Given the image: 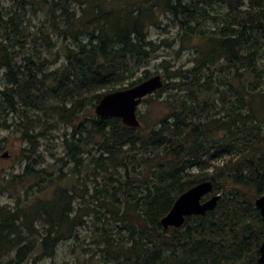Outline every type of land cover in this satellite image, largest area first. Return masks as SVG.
I'll return each instance as SVG.
<instances>
[{
  "label": "trees",
  "instance_id": "1",
  "mask_svg": "<svg viewBox=\"0 0 264 264\" xmlns=\"http://www.w3.org/2000/svg\"><path fill=\"white\" fill-rule=\"evenodd\" d=\"M99 1L16 0L12 14L0 9V109L22 113L28 143L23 173L0 183V193L17 196L0 208V264L53 259L86 229L89 240L74 246L80 254L61 264H260L264 0H137L117 9ZM157 11L185 40L204 42L192 68L178 71L167 112L152 128L82 119L106 94L157 75L138 76L159 51L148 34ZM40 13L45 20L34 24ZM170 87L164 81L154 94ZM59 124L72 129L63 139L70 190L59 186L63 168L57 178L40 168L35 145ZM204 182L214 186L206 198L221 195L216 208L164 229L178 197Z\"/></svg>",
  "mask_w": 264,
  "mask_h": 264
},
{
  "label": "rangeland",
  "instance_id": "2",
  "mask_svg": "<svg viewBox=\"0 0 264 264\" xmlns=\"http://www.w3.org/2000/svg\"><path fill=\"white\" fill-rule=\"evenodd\" d=\"M16 0H0V9L3 13L9 14L13 13L15 10ZM137 0H100L99 2L104 4L105 8H125L131 2ZM45 16L40 13L38 18H33V23L39 25ZM149 41H152L157 45L159 51L152 54V59L149 61L146 67L142 68L138 73L148 70L151 74L161 75L166 83L171 85L170 89L163 93L161 97L156 96V94L148 96L139 106L137 115L143 128H152L157 125L159 120L163 117L164 113L167 112L166 104L164 102L170 97V94H177L178 87L174 84L178 83L179 80L176 79V75L179 70H189L194 65V57L197 56L196 48L202 46L204 42L198 38H193L190 40H185L180 28L173 22L170 15H166L162 12L157 11L156 17L153 23H149L148 27ZM58 39L54 37V41ZM185 40V41H184ZM57 51L54 49L53 52ZM26 52V49L23 50ZM52 52V53H53ZM44 55V53H43ZM53 55V54H50ZM62 62V60H60ZM216 68H212L215 70ZM2 82H4L3 74L0 75ZM264 88V85H263ZM210 94H206L205 98H208ZM258 108L262 106V102H257ZM96 108V107H95ZM95 108H89L81 118L84 119L88 116L95 115ZM1 116L5 120L0 121V183L3 181L5 176L7 179L11 178L13 175H21L25 168V161L22 157V150L28 148V143L24 140L23 133L26 131V124L22 123L20 117L22 113L8 114L5 116L3 112H8L1 110ZM1 118V117H0ZM72 129L66 124H59L56 128H50L45 131V136L39 138L35 145L40 148V152L45 158V163L40 165V168H45L49 173L55 172L54 178H57L58 171L63 168V174L65 179L59 183L62 188H72L74 183V178L68 176L70 166L63 167L66 161L65 152L63 148V139L65 134L70 132ZM59 160V163H58ZM62 160V161H60ZM62 174V175H63ZM61 175V176H62ZM48 180L53 177L44 175ZM42 185H47L42 183ZM1 188V187H0ZM26 186H18V191L21 194L25 193ZM36 191V189H34ZM48 198L50 197L49 194ZM210 197L206 198L208 200ZM17 200L16 195L2 194L0 193V208L3 206H14ZM91 233L86 229L81 231V239L79 242L76 240H71L61 244L58 255L53 259H47L40 264H61L65 260H73L77 255L80 254V250L74 251V246L77 244H85L89 240Z\"/></svg>",
  "mask_w": 264,
  "mask_h": 264
},
{
  "label": "water",
  "instance_id": "3",
  "mask_svg": "<svg viewBox=\"0 0 264 264\" xmlns=\"http://www.w3.org/2000/svg\"><path fill=\"white\" fill-rule=\"evenodd\" d=\"M164 80L161 75H155L142 83L123 90L106 94L95 108V114L102 118H119L128 127L138 128L141 123L137 111L143 100L161 90ZM213 183H201L178 197L170 212L161 220L164 229L181 228L187 217L205 216L213 211L221 195H214ZM256 206L261 211L264 220V194L256 200ZM259 263L264 264V241L260 248Z\"/></svg>",
  "mask_w": 264,
  "mask_h": 264
}]
</instances>
